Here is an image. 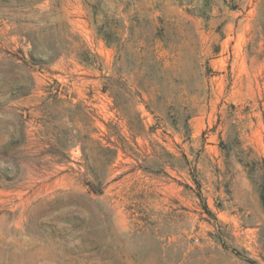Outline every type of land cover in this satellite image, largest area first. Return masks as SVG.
<instances>
[{
	"label": "rangeland",
	"instance_id": "obj_1",
	"mask_svg": "<svg viewBox=\"0 0 264 264\" xmlns=\"http://www.w3.org/2000/svg\"><path fill=\"white\" fill-rule=\"evenodd\" d=\"M0 264H264V0H0Z\"/></svg>",
	"mask_w": 264,
	"mask_h": 264
}]
</instances>
